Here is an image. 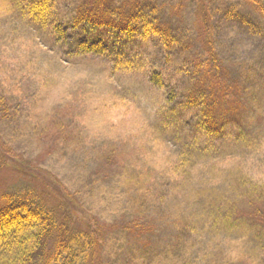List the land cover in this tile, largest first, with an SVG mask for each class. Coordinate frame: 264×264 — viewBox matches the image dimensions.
I'll use <instances>...</instances> for the list:
<instances>
[{
	"label": "rangeland",
	"instance_id": "rangeland-1",
	"mask_svg": "<svg viewBox=\"0 0 264 264\" xmlns=\"http://www.w3.org/2000/svg\"><path fill=\"white\" fill-rule=\"evenodd\" d=\"M110 1L119 7H146L143 13L150 22L157 17L179 33L177 51L163 50L150 28L144 38L136 31L128 45L118 38L113 45L134 50L142 68L114 72L110 54L69 55L70 47L55 46L0 0V97L7 99L9 109L0 106V149L48 174L103 227L93 264H264V232L255 235L247 225L251 222L245 223L251 213L244 198L246 176L264 185V19L247 0H205L226 77L243 84L255 73L263 88L257 105L244 93L238 95L246 103L245 113L240 112V144L223 146L215 136V150L194 154L190 135L189 141L182 139L176 126L162 125L156 112L163 92L147 76L153 68L168 70L180 62L179 40L191 37L190 52L206 53L196 36L202 29L197 21L202 8L197 0ZM228 148L230 160L218 163ZM14 159L0 165V205L6 195L56 205L51 185L34 171H16ZM183 174L186 181L179 187L161 184L162 178ZM228 204L234 206L230 212L222 209ZM211 211L216 221L227 216L238 220L212 229L205 225Z\"/></svg>",
	"mask_w": 264,
	"mask_h": 264
},
{
	"label": "trees",
	"instance_id": "trees-1",
	"mask_svg": "<svg viewBox=\"0 0 264 264\" xmlns=\"http://www.w3.org/2000/svg\"><path fill=\"white\" fill-rule=\"evenodd\" d=\"M6 1L22 15V19L37 27L55 46L60 49H65V45L70 47L67 54L76 57L110 54L114 72L138 71L142 68L141 62L136 61L134 50L113 45L116 38L123 42L122 45H128L126 40L134 38L136 31H141L144 38L150 28L151 32H156L163 50L177 51L179 33H173L161 25L157 17H149L152 20L150 22L143 13L146 7L140 4L119 7L110 0H70L67 5L60 3V0ZM197 1L204 14L197 19L202 29L196 36L202 39L206 53L199 55L190 52L187 45L194 41L191 37L179 40L181 45L177 53L180 62L172 63L168 70L153 68L147 76L148 83L163 92V103L156 112L162 125L176 126L175 131L182 139L188 140L190 135L189 147L194 154L215 150L218 146L211 140L215 136L224 142L223 146H234L236 142L240 144L244 140L240 112L245 113L246 103L239 102L238 95L244 93L251 105H257L263 88V83L251 72L243 84L239 79L233 83L228 80L211 37V24L205 11L207 2ZM247 1L264 19V0ZM142 30L146 31L145 34ZM231 88L234 89L233 93H230ZM0 106L9 110L6 98L0 97ZM180 116L183 124L180 123ZM185 126L189 130H185ZM229 150H224V157L218 163L230 160L232 155ZM2 158L14 159L0 149V165L4 163ZM12 163L16 171L27 174L34 171L33 175L42 183L51 185L58 195V202L50 206L35 198L27 200L16 195L4 196L0 205V264H93L101 251L99 239L103 236V227L93 223L72 196L49 180L48 174L19 163L16 159ZM246 179L244 198L251 217H247L245 223L251 222L247 225L251 224L257 235L264 232V185L254 184L247 176ZM185 181V174L174 175L173 179L162 178L161 184L165 187L172 182L173 187H179ZM214 199L215 196L211 204ZM233 208V204H228L222 209L230 212ZM231 217L216 221L211 211L205 225L214 229L220 222L226 225L233 219ZM233 220L237 221L238 218Z\"/></svg>",
	"mask_w": 264,
	"mask_h": 264
}]
</instances>
